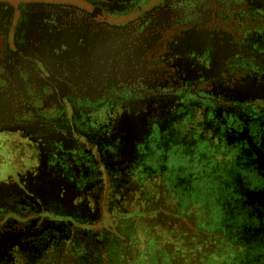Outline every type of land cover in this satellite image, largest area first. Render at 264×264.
Returning <instances> with one entry per match:
<instances>
[{
	"label": "flooded vegetation",
	"instance_id": "flooded-vegetation-1",
	"mask_svg": "<svg viewBox=\"0 0 264 264\" xmlns=\"http://www.w3.org/2000/svg\"><path fill=\"white\" fill-rule=\"evenodd\" d=\"M191 238L264 264V0H0V264Z\"/></svg>",
	"mask_w": 264,
	"mask_h": 264
},
{
	"label": "rangeland",
	"instance_id": "rangeland-1",
	"mask_svg": "<svg viewBox=\"0 0 264 264\" xmlns=\"http://www.w3.org/2000/svg\"><path fill=\"white\" fill-rule=\"evenodd\" d=\"M192 246H193V243H190V247H192ZM148 253H149L150 257H151V260L148 261V263H146V264H196L200 260L199 253H197V257L196 258H194V257L191 258L190 263H185L184 257H181L179 254L178 255H174V254H172L171 251H169L168 253H166V251H162V252L158 253L156 251L149 250ZM163 253L168 254L170 257L173 258V260H171V262H167L165 260V256H164ZM155 254H161V255L160 256H156ZM189 254L190 253H188L187 255H189ZM135 257H136V251H132L129 254H126L124 256L127 264H138V263H140L139 261H138V263L133 262V259ZM201 262L202 261H200V263Z\"/></svg>",
	"mask_w": 264,
	"mask_h": 264
},
{
	"label": "trees",
	"instance_id": "trees-1",
	"mask_svg": "<svg viewBox=\"0 0 264 264\" xmlns=\"http://www.w3.org/2000/svg\"><path fill=\"white\" fill-rule=\"evenodd\" d=\"M191 232L196 233V232H194L192 230V227H191ZM196 241H197L196 239H192L191 238L190 243H193V246L189 248V251L187 253H185L184 256H181V257H184L185 263H190L192 257L196 258L197 257V253H199L200 260L196 264H202L203 263V260H205V258L207 257L206 256L207 255L206 253H203V252L199 251V248L198 247H194V244L196 243ZM188 253H190V254L187 255ZM150 260H151V257L147 253V255H145V256H136L133 259V262L138 263V261H139L140 263H138V264H146ZM165 260L167 262H171V260H173V258L167 255V256H165ZM200 261H202V262L200 263ZM121 263L122 264H127L124 256L121 258Z\"/></svg>",
	"mask_w": 264,
	"mask_h": 264
}]
</instances>
